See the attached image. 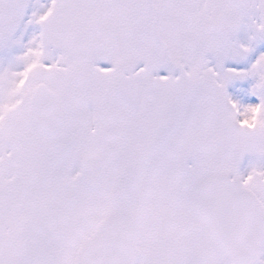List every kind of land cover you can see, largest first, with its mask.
Returning <instances> with one entry per match:
<instances>
[{"label":"snow or ice","instance_id":"6c2138e0","mask_svg":"<svg viewBox=\"0 0 264 264\" xmlns=\"http://www.w3.org/2000/svg\"><path fill=\"white\" fill-rule=\"evenodd\" d=\"M0 264H264V0H0Z\"/></svg>","mask_w":264,"mask_h":264}]
</instances>
